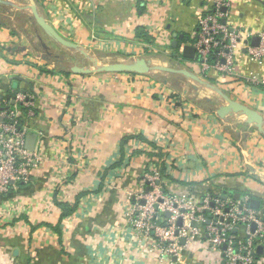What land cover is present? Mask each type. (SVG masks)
Masks as SVG:
<instances>
[{
    "label": "crops",
    "instance_id": "crops-1",
    "mask_svg": "<svg viewBox=\"0 0 264 264\" xmlns=\"http://www.w3.org/2000/svg\"><path fill=\"white\" fill-rule=\"evenodd\" d=\"M35 1L67 40L110 54L115 63L145 58L157 69L73 74V66L98 60L89 52L61 69V56L77 60L78 52L42 32L27 0H0V111L16 94L26 96L28 113L19 109L32 144L26 149L41 158L28 182L0 193V264H176L158 263L154 236L140 239L128 220L154 168L168 194L196 204L208 195H239L250 208L258 200L259 210L252 209L264 216V134L241 114L218 115L224 94L264 117V61L241 47L234 73L222 75L182 58L205 11L223 0ZM225 1L231 5L225 22L250 33L253 46L264 33V0ZM253 76L257 85L247 82ZM245 233L241 227L238 239L246 240ZM257 251V264H264V245ZM185 257L177 264H225L224 250L205 234L187 245Z\"/></svg>",
    "mask_w": 264,
    "mask_h": 264
},
{
    "label": "built area",
    "instance_id": "built-area-1",
    "mask_svg": "<svg viewBox=\"0 0 264 264\" xmlns=\"http://www.w3.org/2000/svg\"><path fill=\"white\" fill-rule=\"evenodd\" d=\"M230 6L229 1H217L199 20L196 39L191 46L195 48L193 61L204 73L215 71L232 75L241 47H245L251 58L264 61V33L259 34V45L251 46L248 43L252 37L250 33L231 28L225 22V10ZM247 82L257 85L258 79L253 76ZM26 99L25 95L16 94L14 107L7 105L0 111L1 194L10 191L12 182H28L32 168L41 160L39 155L26 149L25 133L18 129V105L28 108ZM178 101L175 99L174 103ZM128 220L140 239L149 241L154 236L153 250L160 252L158 263L166 259H175L176 264L184 262L187 245L202 234L208 236L216 248L224 250L225 264H256L257 247L264 245V216L250 208L248 198L234 200L208 195L196 204L185 195L166 194L156 168L141 182V191L130 207ZM180 220L181 227L178 226ZM241 227L246 230L244 241L237 237ZM182 240H185L184 245Z\"/></svg>",
    "mask_w": 264,
    "mask_h": 264
},
{
    "label": "water",
    "instance_id": "water-1",
    "mask_svg": "<svg viewBox=\"0 0 264 264\" xmlns=\"http://www.w3.org/2000/svg\"><path fill=\"white\" fill-rule=\"evenodd\" d=\"M28 6L26 9L30 10L33 16V19L35 20V23L38 25V27L42 30V32L55 44L60 46L63 49L66 50H73L81 55H83L85 58H89L88 52L85 50V48L67 40L65 37H63L53 26L50 22L46 20V18L40 14L37 3L35 0H27ZM177 36V35H175ZM253 46L259 45V38L253 39ZM173 46L175 48H178L179 44L177 41L174 42ZM195 57V48L191 45H186L183 48V59H194ZM92 62L94 63V68L86 67V66H78L75 65L71 68V72L75 75H91V74H122V73H131V74H138V75H146L151 73L153 70H156L154 67L151 66V63L146 60L145 58H138V59H128L124 62H116L112 64H107L103 66H98V60L92 59ZM165 70V69H163ZM181 74H183L186 78L193 80L194 82H197L200 85H208L206 82H204L200 77L195 75L192 72L189 71H178ZM211 87V86H210ZM213 87V86H212ZM222 94V93H221ZM222 96L225 98L227 105L222 106L218 110V115L221 118H225L228 115H234V114H241L247 118V123L254 125L260 132L264 134V117L255 109L239 103L237 101L232 100L228 96L222 94ZM30 139L28 138L26 148L28 150L32 149V144L28 142ZM31 144V145H30ZM14 184V182H12ZM235 198L238 200L240 198L239 195H236ZM251 208L259 210L260 208V202L258 200H253L251 202ZM169 216V214H167ZM182 221L180 220L178 222V226L181 227ZM256 225L254 224L252 229L255 230ZM183 243H185V240H182ZM225 249V248H224ZM259 253H262V249L259 248ZM257 264V263H256Z\"/></svg>",
    "mask_w": 264,
    "mask_h": 264
},
{
    "label": "rangeland",
    "instance_id": "rangeland-1",
    "mask_svg": "<svg viewBox=\"0 0 264 264\" xmlns=\"http://www.w3.org/2000/svg\"><path fill=\"white\" fill-rule=\"evenodd\" d=\"M85 50L87 52H89L93 58L98 59V66H103V65L115 63L113 61L114 56H111L110 54L109 55H103L100 52H98L97 50H93V51H90L89 49H85ZM77 54H78V55H76V56H78L77 60L71 59L70 55L61 56L63 62L60 64V68L61 69H69V67H71L72 64L82 63V61L80 60V57H79L81 54L80 53H77ZM133 56L138 57V55H136V54L132 55V57ZM83 64L86 67L94 68V63L92 61L85 60V61H83Z\"/></svg>",
    "mask_w": 264,
    "mask_h": 264
},
{
    "label": "trees",
    "instance_id": "trees-1",
    "mask_svg": "<svg viewBox=\"0 0 264 264\" xmlns=\"http://www.w3.org/2000/svg\"><path fill=\"white\" fill-rule=\"evenodd\" d=\"M142 38H143V40L144 41H146V42H151V40H150V37L148 36V33L147 32H142L141 33V35H140ZM19 106V109H20V111L22 112V113H24V114H27L28 113V110L26 109V108H24L22 105H18ZM11 107H14L13 105H11ZM4 110V109H3ZM23 121H22V118L20 117V119H19V125H18V129H21L22 130V127H23ZM22 184V183H21ZM10 190H11V188H10ZM165 191V190H164ZM165 193L166 194H168V192L167 191H165ZM64 209H66V208H64ZM73 210H70L69 212H64L65 213V215L66 214H69V213H71ZM255 258H257V256H255Z\"/></svg>",
    "mask_w": 264,
    "mask_h": 264
}]
</instances>
